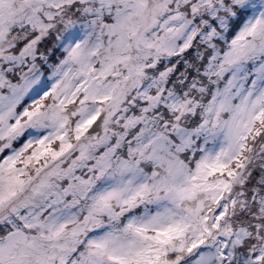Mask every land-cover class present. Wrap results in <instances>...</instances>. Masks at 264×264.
<instances>
[{"label": "snow or ice", "instance_id": "snow-or-ice-1", "mask_svg": "<svg viewBox=\"0 0 264 264\" xmlns=\"http://www.w3.org/2000/svg\"><path fill=\"white\" fill-rule=\"evenodd\" d=\"M0 264H264V0H0Z\"/></svg>", "mask_w": 264, "mask_h": 264}]
</instances>
